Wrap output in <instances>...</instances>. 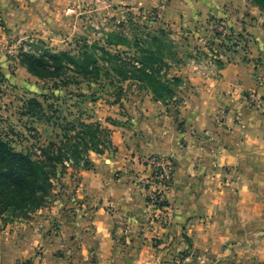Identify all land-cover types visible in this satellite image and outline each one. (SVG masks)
Masks as SVG:
<instances>
[{"label": "rangeland", "instance_id": "obj_1", "mask_svg": "<svg viewBox=\"0 0 264 264\" xmlns=\"http://www.w3.org/2000/svg\"><path fill=\"white\" fill-rule=\"evenodd\" d=\"M261 2H211L207 14L190 2L176 14L173 4L163 1L119 7L85 0L74 14H66L63 29L50 34L9 35L0 20V137L43 160L51 183L36 207H0V264H41L53 252L73 263L81 232H92L83 225L97 207L118 220L112 232L113 264L134 259L143 237L150 247H159L162 262L206 263L189 241L163 244L171 233L175 239L185 236L180 228L172 232L173 223L188 221L192 207L200 210L204 203L193 190L198 181L179 178L175 157L154 149L170 135L183 142L193 134H186L183 115L188 101L225 64L250 60L257 44L253 37L264 35ZM151 31L166 40L160 51L169 66L162 73L181 79L172 85V97H157L151 84L131 72L142 65L146 45L141 40ZM27 53H56L61 64L39 77L25 65ZM260 96L249 91L248 104L262 109L254 103ZM209 135L217 140L215 133ZM232 183L233 178L226 180ZM196 218L203 217L190 220Z\"/></svg>", "mask_w": 264, "mask_h": 264}, {"label": "crops", "instance_id": "obj_2", "mask_svg": "<svg viewBox=\"0 0 264 264\" xmlns=\"http://www.w3.org/2000/svg\"><path fill=\"white\" fill-rule=\"evenodd\" d=\"M84 1L0 0V20L9 35L50 34L62 28L66 14H74ZM104 1L119 7H152L163 1L173 4L176 14L191 2L207 14L211 2L221 0ZM255 37L257 44L249 61L222 66L219 76L197 90L184 107L186 134H193L184 136L183 142L170 135L168 141L159 142L154 149L175 157L179 178L186 175L198 181L193 190L202 195L204 203L200 210L192 207L189 220L182 221V225L173 223L172 232L174 228L176 233L181 229L185 236L175 239L171 233L166 240L169 242L163 244L189 241L206 261L204 264H264V60L256 57H264V35ZM251 90L261 95L262 109L248 104L246 94ZM209 132L215 133L217 140H210ZM173 133L178 134L176 129ZM232 178L234 183L226 184ZM93 212V219L83 225L89 224L92 232H81V249L69 264H85L88 256L91 264H113L112 232L118 220L102 207ZM200 216L202 220H190ZM119 225L123 226L121 222ZM124 239L129 240V236ZM141 241V250L127 264H168L162 262L158 246L150 247L144 237ZM55 255L49 253L41 264H66ZM8 256L12 259V251Z\"/></svg>", "mask_w": 264, "mask_h": 264}, {"label": "trees", "instance_id": "obj_3", "mask_svg": "<svg viewBox=\"0 0 264 264\" xmlns=\"http://www.w3.org/2000/svg\"><path fill=\"white\" fill-rule=\"evenodd\" d=\"M261 3L264 5V0ZM152 32L141 40V44L146 45L143 48L145 55L141 58L142 65L134 66L136 71L131 72L139 81L151 84L152 91L157 97H172L174 94L172 85L181 79L177 76L168 78L162 73L164 66H169L164 60V53L160 51V47L166 46V40ZM160 32L165 34L163 29H160ZM153 46H156V49ZM63 54L67 56L66 58L72 59L68 53ZM60 60V56L56 53H48L47 56L27 53L24 54L23 59L29 71L39 77L51 72L50 68L59 67ZM52 61H55V64ZM88 67L82 66L81 69ZM79 136L84 137L85 134L79 133ZM49 179L43 160L34 159L29 153L17 151L8 141L0 137V207L11 204L19 207L27 204L33 207L40 205L48 190L47 186L51 184Z\"/></svg>", "mask_w": 264, "mask_h": 264}, {"label": "built area", "instance_id": "obj_4", "mask_svg": "<svg viewBox=\"0 0 264 264\" xmlns=\"http://www.w3.org/2000/svg\"><path fill=\"white\" fill-rule=\"evenodd\" d=\"M3 30H4V27H3L2 23L0 22V32H2ZM254 103H255V105H256L257 107L260 106V108H261V106H262V98L255 97V98H254Z\"/></svg>", "mask_w": 264, "mask_h": 264}]
</instances>
